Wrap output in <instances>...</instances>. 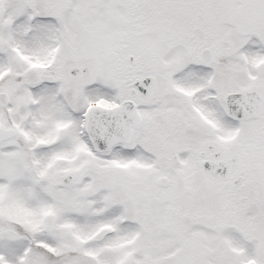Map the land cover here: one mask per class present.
I'll return each mask as SVG.
<instances>
[{"label": "snow or ice", "instance_id": "snow-or-ice-1", "mask_svg": "<svg viewBox=\"0 0 264 264\" xmlns=\"http://www.w3.org/2000/svg\"><path fill=\"white\" fill-rule=\"evenodd\" d=\"M0 264H264V0H0Z\"/></svg>", "mask_w": 264, "mask_h": 264}]
</instances>
